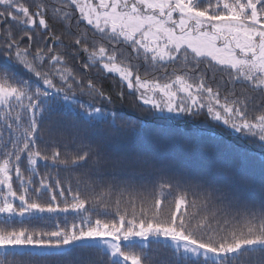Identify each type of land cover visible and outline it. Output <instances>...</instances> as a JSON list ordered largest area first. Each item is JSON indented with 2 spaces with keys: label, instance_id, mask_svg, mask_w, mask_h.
<instances>
[{
  "label": "snow or ice",
  "instance_id": "snow-or-ice-1",
  "mask_svg": "<svg viewBox=\"0 0 264 264\" xmlns=\"http://www.w3.org/2000/svg\"><path fill=\"white\" fill-rule=\"evenodd\" d=\"M50 21L64 25L72 37L67 44L63 35L52 32ZM81 21L91 26V36L80 30ZM20 25L22 34L15 30ZM80 53L87 57L83 69L97 68V75L119 80L118 97L126 86L141 107L150 106L148 111L204 115L264 145V0H0V60L46 86L0 67V119L7 129L22 133V139H11L10 149L5 142L0 150V186L7 189L0 191V215L10 223L26 214L70 209L89 213L70 229L0 228V264H105V258L107 264H161L149 255L153 242L169 250L168 264H264V180L259 205L251 189L234 176L194 184L178 180L175 195L172 183H161L149 206L142 201L137 211L134 199H129L131 213L128 208L121 212V189L114 201L118 220L92 221V212L110 214L106 200L119 189L115 171L147 161L107 153L108 143L123 134L126 122L118 113L94 106L112 103V97L92 79L85 83L68 65L66 57L78 59ZM45 63L48 71L43 70ZM160 71L162 77L149 79ZM237 85L242 86L239 91ZM77 90L87 102L78 99ZM67 105L74 116L71 122L63 119ZM45 133V144L53 147L42 150L38 140H44ZM25 153L27 178L20 166ZM39 160L84 169L77 186L84 183L93 195L77 190L63 208L30 202L25 184H32ZM13 168L23 189L19 195L10 175ZM55 183L64 196L61 181ZM97 183L104 187L99 194ZM41 190L52 191L51 201H56L55 190L44 178L40 188L33 189L37 194ZM14 199L21 202L19 209ZM133 245L141 251L130 250Z\"/></svg>",
  "mask_w": 264,
  "mask_h": 264
},
{
  "label": "trees",
  "instance_id": "trees-1",
  "mask_svg": "<svg viewBox=\"0 0 264 264\" xmlns=\"http://www.w3.org/2000/svg\"><path fill=\"white\" fill-rule=\"evenodd\" d=\"M28 2L30 3L31 0H28ZM53 3H59V0H53ZM73 14L75 17L79 16L75 9H73ZM73 24H75V21H73ZM50 27L55 35H63L65 44L72 38L65 31L63 24L50 21ZM22 29L23 26L20 29L15 28L18 34H22ZM80 30H86L89 36L92 35L91 26H86L85 21L80 22ZM73 31L75 32V28H73ZM121 47L124 46L121 45ZM61 51L63 52V50ZM127 51L130 52L131 50L127 49ZM66 59L76 75L84 78L85 83L87 79H92L94 83L101 86L112 97V103L96 102L94 106H103L105 111L118 113L126 122L123 134L108 143L107 153L119 157L139 156L147 161L146 164L115 171L114 176L119 184V189L113 193L110 199L106 200V203L109 204L110 214L98 215L97 212H92L93 222L96 219L105 222L118 220V216L115 214L114 201L120 195L121 189L123 190L121 212L128 208L129 213H131L132 210L127 204L129 199H134L137 211H139L142 201L144 206L147 207L157 198L156 193L161 183H172V191L175 195L177 192L175 183L178 180H186L194 184L201 179L234 176L243 186L251 189L250 196L259 205L260 183L264 180V145L235 133L222 125L211 122L204 115L192 116L190 114L158 113L156 110L148 111L150 106L141 107L142 102L137 100L134 94H130V90L126 86L123 88V97L117 96L121 86L119 80L114 76L103 73L97 75V68L83 69L82 65L87 60L84 53H80L78 59L71 56H67ZM140 65L141 75H143L145 69L142 61H140ZM0 67H7L11 71L18 72L25 79L31 78L41 87H46L35 76L27 73L22 68L4 65L2 60H0ZM43 70H49L47 63H45ZM167 71L171 73L172 67H168ZM153 75L162 77L163 71L152 74L149 78H153ZM220 76L221 74L218 73L217 81H219ZM54 82L59 86L58 77L55 78ZM211 83L213 87L216 86L215 82ZM241 87V85H237V91ZM77 96L82 102H87L89 99L87 96H79L78 90ZM24 103L27 104V100ZM70 108V105L64 107L65 115L63 119L66 122H71L74 119ZM22 118L26 120L27 116L22 114ZM81 131L83 132V129ZM97 135H99L98 132ZM17 137L22 139V133L7 129L4 121L0 119V150L4 148L5 142H8V148L10 149L11 139ZM47 140L46 133L44 140H38L42 150L53 147L51 144H45L44 141ZM228 146L232 150H229ZM46 154L50 155V151ZM3 159L4 157L0 155V162ZM12 163L15 164L14 157ZM20 166L27 178L29 176V166L26 153L22 154ZM35 167L37 171L31 175L32 184H25V187L29 189L30 202L31 200H37L41 204L53 203L54 205L65 206V202L72 203V195L77 190L82 194L93 195L84 183H81L79 188L77 186V180L83 179L81 173L85 171L84 169H65L63 166L53 164L50 160L47 162L39 160ZM42 178L55 190L57 196L55 202L51 201L52 191L41 190L39 194L33 191V189L40 188ZM57 179L61 181L60 186L65 189L64 196L59 195L60 187L55 183ZM105 179L107 181L109 178L106 177ZM13 183L16 189L20 190L18 192L20 194L23 189L19 186V181L14 173ZM69 187H71V192L67 191ZM94 187L95 194H99L104 190V187L99 183ZM171 200L172 197H169L168 200L164 201L162 214H167ZM87 215L89 213L68 211L49 215L16 216L10 223H4V217H0V228L8 230L25 228L37 232L55 231L58 227L70 229L73 224L80 225L81 217ZM130 250L140 252L141 248L133 245ZM149 255L153 260L160 261L161 264H168L166 258L170 256V252L162 244L153 242L149 246ZM105 264H107L106 258Z\"/></svg>",
  "mask_w": 264,
  "mask_h": 264
},
{
  "label": "rangeland",
  "instance_id": "rangeland-1",
  "mask_svg": "<svg viewBox=\"0 0 264 264\" xmlns=\"http://www.w3.org/2000/svg\"><path fill=\"white\" fill-rule=\"evenodd\" d=\"M86 22V21H85ZM22 25H20V26H15V28L16 29H20V27H21ZM24 45H22L21 47H23ZM121 47V46H120ZM149 79H151V78H149ZM158 113H166V114H177V113H169V112H167V110H164V111H158V110H156ZM179 114H185V113H179ZM233 131V130H232ZM233 132H235V131H233ZM235 133H237V132H235ZM13 173H14V175H15V171L12 169L11 171H10V175L12 176V183H13ZM15 177H16V175H15ZM13 188H14V190H16L17 191V194L19 195V191L20 190H17L16 189V186H14V183H13ZM0 191H2V192H6L7 191V189H6V187H4V186H0ZM13 203H14V205L19 209V207H20V204H21V202L18 200V199H14L13 200ZM61 208H63L64 206H60ZM69 211H72L71 209L69 210ZM58 212H61V211H57V212H55V213H58ZM74 212V211H73ZM49 214H54V213H47V212H45V213H37V214H31V215H49ZM25 216H29V214H26ZM0 217H4L3 215H0ZM17 217H21V216H17ZM125 243H127V242H125ZM126 250H128V249H126ZM128 264H130V261L128 262Z\"/></svg>",
  "mask_w": 264,
  "mask_h": 264
}]
</instances>
